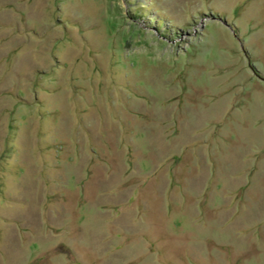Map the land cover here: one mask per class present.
Here are the masks:
<instances>
[{"label":"rangeland","instance_id":"374dc122","mask_svg":"<svg viewBox=\"0 0 264 264\" xmlns=\"http://www.w3.org/2000/svg\"><path fill=\"white\" fill-rule=\"evenodd\" d=\"M0 264H264V0H0Z\"/></svg>","mask_w":264,"mask_h":264}]
</instances>
